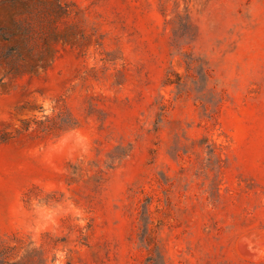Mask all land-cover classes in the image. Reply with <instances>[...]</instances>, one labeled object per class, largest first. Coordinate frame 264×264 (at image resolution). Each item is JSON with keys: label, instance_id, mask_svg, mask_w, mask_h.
Listing matches in <instances>:
<instances>
[{"label": "rangeland", "instance_id": "1", "mask_svg": "<svg viewBox=\"0 0 264 264\" xmlns=\"http://www.w3.org/2000/svg\"><path fill=\"white\" fill-rule=\"evenodd\" d=\"M0 29V241L264 264V0H0Z\"/></svg>", "mask_w": 264, "mask_h": 264}, {"label": "trees", "instance_id": "2", "mask_svg": "<svg viewBox=\"0 0 264 264\" xmlns=\"http://www.w3.org/2000/svg\"><path fill=\"white\" fill-rule=\"evenodd\" d=\"M63 12L66 10L62 7H60ZM1 31V29H0ZM30 33L31 30L24 29L23 36H24V45L27 50V52L32 55L33 54V49L30 48L29 46V39H30ZM3 40L8 41L9 36L6 34L1 35ZM14 57H17L21 60H24L23 54L19 53V48L17 47H9L6 54L5 58L6 60H10L11 63H13ZM11 63H8L11 64ZM33 66V65H31ZM41 68H44L43 66ZM175 84L178 90H181V79L178 77L177 81H173L171 79H168L166 85H173ZM23 248H18L17 246H10L4 241H0V264H47V260L40 256V253L36 249H26L22 252ZM148 264H167L163 257L159 255V258H153L150 257L148 259Z\"/></svg>", "mask_w": 264, "mask_h": 264}]
</instances>
